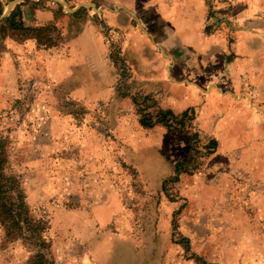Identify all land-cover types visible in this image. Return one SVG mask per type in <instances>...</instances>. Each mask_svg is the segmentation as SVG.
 <instances>
[{"label":"rangeland","instance_id":"1","mask_svg":"<svg viewBox=\"0 0 264 264\" xmlns=\"http://www.w3.org/2000/svg\"><path fill=\"white\" fill-rule=\"evenodd\" d=\"M11 1H0V16L22 0L9 7ZM41 1L56 15L65 8ZM87 6L71 16L65 34L56 21L24 23L26 29L0 22V70L8 58L17 74L0 78V172L8 197L22 202L20 234L8 235L0 217V264H264V177L257 171L264 165V129L252 130L253 142L216 154L218 146L187 114L162 134L161 145L160 139L149 145L157 130L133 128L129 112L140 108L141 116L148 106L153 120L157 99L134 89L126 70L114 98L75 97L68 81L41 77L35 53L79 30ZM29 39L36 45L23 44ZM110 52L115 64L120 57ZM116 94L130 97L134 109L117 104ZM258 106L264 118V104ZM132 147L165 155L175 169L156 174Z\"/></svg>","mask_w":264,"mask_h":264},{"label":"crops","instance_id":"2","mask_svg":"<svg viewBox=\"0 0 264 264\" xmlns=\"http://www.w3.org/2000/svg\"><path fill=\"white\" fill-rule=\"evenodd\" d=\"M65 2L72 10L63 5L67 10L61 9L56 15L47 2L22 0L18 2L17 19L34 25L56 21L65 34L69 19L78 14L75 11L93 4L83 11L79 30L60 45L35 53L41 77L52 79L56 85L68 81L69 95L114 98L118 77L126 70L131 86L157 99L158 110H170L176 119L189 114L191 126L218 146L216 154L224 153L223 146L228 154L253 142L256 138L252 130L264 129L263 112L258 106L264 104V0ZM4 17L1 15L0 20ZM27 41L23 44L36 45L34 39ZM111 49H116L121 59L116 65L111 61ZM9 62L8 58L3 62L1 79L17 75ZM78 75L82 80L73 84ZM116 96L117 104L123 100V105L134 109L130 97ZM133 112H129L133 128L157 130V137L152 138L150 132L146 143L151 145L160 139L161 145L166 125L156 122L144 126L139 122L141 110ZM121 121L119 126L125 119ZM137 147L127 149L138 159L154 164L156 174H169L175 169V163L165 155H153ZM127 160L132 163V159ZM132 164L143 172L137 162ZM257 171L263 178L264 165ZM122 207V203L117 204V214Z\"/></svg>","mask_w":264,"mask_h":264},{"label":"trees","instance_id":"3","mask_svg":"<svg viewBox=\"0 0 264 264\" xmlns=\"http://www.w3.org/2000/svg\"><path fill=\"white\" fill-rule=\"evenodd\" d=\"M1 13V10H0ZM19 6L18 4L15 8L9 13V15L5 16L0 20V22H6L8 26L12 29L22 28L26 29L27 26L18 18L15 22L14 17L19 14ZM140 109V108H139ZM157 116L154 120L151 119V116L147 114H142L139 122L144 126H152L156 122H161L166 125L167 129H172L171 124L174 122H182V116L176 119L170 110L159 109L157 110ZM169 115V116H168ZM214 144V143H213ZM9 181L6 177L0 172V217L5 230L7 229L8 235H18L20 234V228L22 227L20 224V220L17 219V215L19 214L18 208L22 206L21 200H13L8 197V191H10ZM39 264H43V261H40Z\"/></svg>","mask_w":264,"mask_h":264},{"label":"water","instance_id":"4","mask_svg":"<svg viewBox=\"0 0 264 264\" xmlns=\"http://www.w3.org/2000/svg\"><path fill=\"white\" fill-rule=\"evenodd\" d=\"M17 1H19V0H13V1H11L10 4H9V7H10L14 2H17ZM56 1H58V2H60V3H62V4H64L68 10L70 9V8L67 6V3H66L64 0H56ZM87 5L93 6L92 3L87 4ZM70 10H72V9H70Z\"/></svg>","mask_w":264,"mask_h":264}]
</instances>
